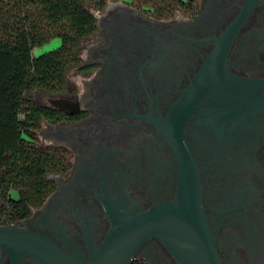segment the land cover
Returning <instances> with one entry per match:
<instances>
[{"label": "flooded vegetation", "instance_id": "flooded-vegetation-1", "mask_svg": "<svg viewBox=\"0 0 264 264\" xmlns=\"http://www.w3.org/2000/svg\"><path fill=\"white\" fill-rule=\"evenodd\" d=\"M90 12L96 31L65 87L32 93L34 145L60 169L24 218L8 222L0 197V227L31 235L0 246V264H176L157 238L114 231L175 202L194 174L222 264H264V0H108Z\"/></svg>", "mask_w": 264, "mask_h": 264}, {"label": "trees", "instance_id": "trees-1", "mask_svg": "<svg viewBox=\"0 0 264 264\" xmlns=\"http://www.w3.org/2000/svg\"><path fill=\"white\" fill-rule=\"evenodd\" d=\"M107 1L0 0V197L8 222L41 204L52 189L48 175L60 169L58 153L34 145L43 108L30 95L65 87L84 39L96 31L90 8ZM54 37L56 48L32 55Z\"/></svg>", "mask_w": 264, "mask_h": 264}, {"label": "water", "instance_id": "water-1", "mask_svg": "<svg viewBox=\"0 0 264 264\" xmlns=\"http://www.w3.org/2000/svg\"><path fill=\"white\" fill-rule=\"evenodd\" d=\"M61 101L51 99L50 103L60 109ZM193 176L190 184L183 179L175 202L162 206L160 211L136 215L138 220L130 223L132 229L125 230L121 225L114 231V238L119 232L131 231L139 234L141 241L157 238L176 264H222L200 205L198 181ZM26 238H31L30 233L10 226L0 227V246L9 248ZM124 257L125 260L133 258L132 249Z\"/></svg>", "mask_w": 264, "mask_h": 264}, {"label": "rangeland", "instance_id": "rangeland-1", "mask_svg": "<svg viewBox=\"0 0 264 264\" xmlns=\"http://www.w3.org/2000/svg\"><path fill=\"white\" fill-rule=\"evenodd\" d=\"M90 10L93 11L94 8H90ZM58 44H59V38L58 37H54L51 40H49L46 44H44L41 48H34L33 51H32V55L33 56H38L39 54H41L43 52L49 51V50H51L53 48H56L58 46ZM38 92L39 91H36L34 93H38ZM31 96L32 95H30V98H31ZM25 101H27V99ZM43 101L46 102L45 97H44ZM36 140H38V141L35 143V145H39L40 140L39 139H36ZM10 194L12 195V198L15 197V193H14L13 190L10 192Z\"/></svg>", "mask_w": 264, "mask_h": 264}, {"label": "built area", "instance_id": "built-area-1", "mask_svg": "<svg viewBox=\"0 0 264 264\" xmlns=\"http://www.w3.org/2000/svg\"><path fill=\"white\" fill-rule=\"evenodd\" d=\"M135 264V263H134Z\"/></svg>", "mask_w": 264, "mask_h": 264}]
</instances>
